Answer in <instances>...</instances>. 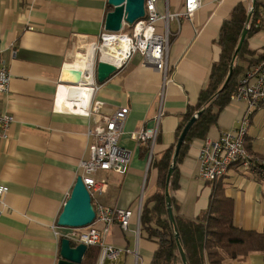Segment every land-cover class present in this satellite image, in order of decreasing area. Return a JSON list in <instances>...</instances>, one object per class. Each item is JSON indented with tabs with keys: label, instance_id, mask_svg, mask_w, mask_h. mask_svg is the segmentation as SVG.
Wrapping results in <instances>:
<instances>
[{
	"label": "crops",
	"instance_id": "1",
	"mask_svg": "<svg viewBox=\"0 0 264 264\" xmlns=\"http://www.w3.org/2000/svg\"><path fill=\"white\" fill-rule=\"evenodd\" d=\"M239 2L252 6V0H201L192 24L181 21L178 33L170 37L168 65L173 76L163 83L161 73L142 64L137 53L103 82L96 80L92 66L75 65L104 31L106 15L113 10L107 0H0V65L5 63L10 74L8 92L0 95V113L14 118L7 138H0V182L8 187L0 214V264H57L60 240L72 230L59 226L57 219L80 174L78 163L88 157L86 131L94 121L67 111H79L86 103L68 95H79L80 87L89 85L86 75L92 69L98 87L93 98L104 102L101 113L129 109L118 144L131 152L126 173L95 174L107 181L106 191L96 200L135 212L140 194L155 191L153 161L174 143L181 115L206 86L220 52L219 28ZM183 3L168 0V10L181 11ZM170 29H178L176 21L170 22ZM248 46L256 54L264 51V28L248 38ZM73 69L80 71L82 83H74ZM246 108L245 100L229 99L216 124L205 137L192 139L176 163L178 186L169 195L177 204V214L193 218L206 208L212 182L198 177L200 144L234 130ZM158 113V138L147 165V148L129 133L154 126ZM245 145L256 161H264V102L250 115ZM218 182L233 200L235 225L264 231V180L233 164ZM137 226L133 216L126 230L116 224L110 227L105 243L123 250L104 264H152L157 245ZM135 250L137 257L132 254ZM224 264H264V259L250 253L227 258Z\"/></svg>",
	"mask_w": 264,
	"mask_h": 264
},
{
	"label": "built area",
	"instance_id": "2",
	"mask_svg": "<svg viewBox=\"0 0 264 264\" xmlns=\"http://www.w3.org/2000/svg\"><path fill=\"white\" fill-rule=\"evenodd\" d=\"M160 1L163 4L162 10L158 6ZM200 6L201 0H184L181 11L170 12L168 0H144V18L132 24L123 20L122 29L118 32L104 30L99 36V41H102L101 45L98 46L99 41L93 44L94 51L97 49L98 54L101 55L100 47L105 41L114 43L121 38L124 48L120 50L119 54L107 55L105 61L120 68L137 53L141 57L142 64L151 65L161 73L164 83L173 76L170 74L168 65L170 37L178 33L182 20L192 24V16ZM262 19L264 20V13ZM172 20L176 21L178 26L175 32L170 29ZM87 75L92 82L89 101L79 111L69 109L67 111L94 117L93 123L88 126L86 131L89 139L88 157L79 161L78 168L82 182L90 194L95 217L90 225L81 229H72L66 237L76 244L83 243L87 247L97 246L99 252L96 264H104L107 259H116L123 250L105 243V237L109 233L110 227L116 224L126 230L132 217L135 216L139 228L143 195L141 193L138 198L135 212L131 209L106 207L96 200V196L104 193L107 189L106 179L95 177L97 172L112 171L124 174L127 171L131 152L118 144V138L123 131V123L129 109L126 106L119 107L111 114H102L101 108L104 102L93 98V93L98 88L94 84L93 69ZM9 80V69L5 63H2L0 65V95L8 92ZM229 99L245 100L247 108L234 130L223 132L215 139L205 138L200 144L198 177L207 182L221 179L233 164H238L247 171L258 170L260 165H264V161L255 160L245 145L250 115L264 102V59L250 63L245 68ZM72 106L75 109L78 108L77 105ZM159 120L160 113L155 117L154 126L141 127L129 133L131 139L147 148V165L152 159L153 147L158 138ZM13 122L14 118L11 114L0 113V138H7L9 127ZM7 192V185L0 182V214L6 207L5 195ZM54 233L56 234V232ZM125 251L130 252L129 250ZM132 254L135 257L138 256L136 250Z\"/></svg>",
	"mask_w": 264,
	"mask_h": 264
},
{
	"label": "trees",
	"instance_id": "3",
	"mask_svg": "<svg viewBox=\"0 0 264 264\" xmlns=\"http://www.w3.org/2000/svg\"><path fill=\"white\" fill-rule=\"evenodd\" d=\"M250 9L245 3L239 2L223 20L216 38L220 52L217 61L212 64L208 82L199 92L196 103L188 105L181 115L174 143L153 161L156 189L143 197L139 223L140 234L157 245L152 264H183L175 233L178 234L187 264H224L227 258H241L250 253H259L264 259V231L243 229L235 225L234 203L224 194V189L218 182L220 179L208 181L212 182L208 203L196 217L188 218L177 214V204L173 196H170L174 216V224H171L165 200L166 176L175 143L183 127L195 113L200 112L183 140L176 163L182 159L192 139L205 137L210 127L216 124L219 112L228 104L230 94L246 68L244 63L264 59V51L256 54L248 46V38L255 31L264 28V1L255 0ZM244 28L247 29L245 39L234 58L230 79L223 86ZM254 172L264 180V165H260ZM177 174L175 164L168 191L178 186ZM70 243L76 245L71 240ZM98 252L97 246H88L82 264H96Z\"/></svg>",
	"mask_w": 264,
	"mask_h": 264
},
{
	"label": "water",
	"instance_id": "4",
	"mask_svg": "<svg viewBox=\"0 0 264 264\" xmlns=\"http://www.w3.org/2000/svg\"><path fill=\"white\" fill-rule=\"evenodd\" d=\"M108 4L113 7V10L108 12L104 22V30L110 32H118L122 29V21L132 24L138 20L144 18V0H107ZM255 0H252V6ZM251 10H249L248 18L250 17ZM247 29L244 28L241 32L236 51L232 56L231 65L224 81L223 86L229 81L233 69V61L240 49V46L245 39ZM116 70V66L112 63L98 59L95 67L96 80L98 82H103ZM73 76L75 79V84L82 83L80 76L81 73L78 69H73ZM200 112L195 113L190 120L183 127L181 133L179 134L177 141L174 146L173 156L171 165L168 169L166 176V189H165V200L168 218L171 224H174V216L172 211L171 199L168 191L169 180L171 174L174 170V166L177 161V156L179 149L183 143V140L192 125L196 120ZM95 217V212L93 205L91 203L90 194L83 184L81 176L78 175L75 179V183L71 190L70 196L65 201L62 211L60 212L57 224L59 226L68 227L71 229H81L90 225ZM177 238L178 250L182 259L183 264H187V259L185 253L178 241V234L175 233ZM87 250V246L83 243H78L76 245H71L70 239L67 237H62L60 240L59 249V259L57 264H81L84 254Z\"/></svg>",
	"mask_w": 264,
	"mask_h": 264
},
{
	"label": "bare ground",
	"instance_id": "5",
	"mask_svg": "<svg viewBox=\"0 0 264 264\" xmlns=\"http://www.w3.org/2000/svg\"><path fill=\"white\" fill-rule=\"evenodd\" d=\"M120 39L121 38H119L118 41L114 43H109L107 41L104 42V44L100 47L101 49L100 56L102 60H106L107 55H113L114 53L119 54L120 50L124 48V44L121 42ZM94 49H95L94 45L88 46V48L86 49L87 54L81 55L80 59L76 61L75 65H88L93 67ZM86 77H89V75H86ZM86 83H88L89 85H83L82 87L79 86L80 88L83 89L79 95L69 94L68 98L73 101L80 100V101L88 102L90 99V85L92 83L91 78Z\"/></svg>",
	"mask_w": 264,
	"mask_h": 264
},
{
	"label": "rangeland",
	"instance_id": "6",
	"mask_svg": "<svg viewBox=\"0 0 264 264\" xmlns=\"http://www.w3.org/2000/svg\"><path fill=\"white\" fill-rule=\"evenodd\" d=\"M262 1H264V0H262ZM101 43H102V41H99V42H98V46H100ZM99 57H100V55L98 54V51H97V49H96V50L94 51V57H93V68H94V70H95L96 63H97ZM94 58H95V59H94Z\"/></svg>",
	"mask_w": 264,
	"mask_h": 264
}]
</instances>
